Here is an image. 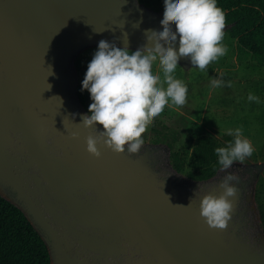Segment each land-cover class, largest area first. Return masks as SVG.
<instances>
[{
  "label": "water",
  "instance_id": "1",
  "mask_svg": "<svg viewBox=\"0 0 264 264\" xmlns=\"http://www.w3.org/2000/svg\"><path fill=\"white\" fill-rule=\"evenodd\" d=\"M162 19L139 0H0V195L39 232L50 264H264V232L242 228L240 186L228 227L214 229L195 191L160 174V143L86 151L94 132L80 124L76 56L100 40L137 50Z\"/></svg>",
  "mask_w": 264,
  "mask_h": 264
},
{
  "label": "clouds",
  "instance_id": "2",
  "mask_svg": "<svg viewBox=\"0 0 264 264\" xmlns=\"http://www.w3.org/2000/svg\"><path fill=\"white\" fill-rule=\"evenodd\" d=\"M163 9L162 31L146 30L144 46L130 51L127 42L125 47H117L100 40L87 65L81 91L87 90L92 102L88 113L81 115L80 124L93 128L94 134L85 138V144L86 151L94 157L101 155L98 145L117 154L125 149L129 155L138 154L144 145L143 134L165 106L186 103L187 86L174 76L178 60L187 57L193 67L203 71L227 52L222 43L225 13L217 6V0H163ZM148 44L151 47H146ZM155 62L162 69L163 79L152 71ZM221 84L220 80L212 81L213 87ZM247 98L259 103V97L253 93ZM96 125L103 130L98 131ZM228 135L235 137L234 142L215 149L221 171L230 169L236 161L243 162L254 152L242 127L228 129ZM239 179L234 173L225 174L218 182L223 190L219 196L204 192L201 197L197 190L194 192L199 197V214L210 228L228 227L235 211L228 198L236 196L235 182ZM192 202L191 198L189 204Z\"/></svg>",
  "mask_w": 264,
  "mask_h": 264
},
{
  "label": "rangeland",
  "instance_id": "3",
  "mask_svg": "<svg viewBox=\"0 0 264 264\" xmlns=\"http://www.w3.org/2000/svg\"><path fill=\"white\" fill-rule=\"evenodd\" d=\"M143 3L153 10H164L163 0H143ZM222 43L227 48L226 54L210 63L203 71L193 66L185 69L178 63L174 76L187 86L186 103L179 107L171 104L165 106L161 114L173 118L182 127L180 137L175 138L169 134L164 140L155 141L159 136L152 129V122L142 136L144 143H160L163 147L167 146L169 153L168 144L174 149L180 148L188 135L205 132L221 139L223 134H228V129L242 127L244 138L249 139L254 148L253 154L243 162L264 161V66L247 52L238 51L237 40L227 33H224ZM96 50L97 46H91L76 56L74 65L78 83H82L87 65ZM152 71L163 79L158 62L153 64ZM213 80L222 81L221 86L213 87ZM249 93L259 97V103L249 101ZM163 147V158L166 160ZM165 168L168 169L167 166ZM186 170L179 174L185 179ZM255 189L257 205H264V169Z\"/></svg>",
  "mask_w": 264,
  "mask_h": 264
},
{
  "label": "trees",
  "instance_id": "4",
  "mask_svg": "<svg viewBox=\"0 0 264 264\" xmlns=\"http://www.w3.org/2000/svg\"><path fill=\"white\" fill-rule=\"evenodd\" d=\"M217 6L225 13L226 24L229 25L224 33L237 40L238 51L247 52L264 66V0H217ZM76 92L80 104L88 113V106L92 102L90 94L87 90L81 91V83H78ZM152 129L159 136L155 141H162L169 134L179 138L182 133V127L166 114L154 118ZM234 139L228 134H223L219 139L205 132L188 135L180 148L174 149L168 144L171 164L177 172L187 168L186 175L191 179H208L222 166L215 149L228 146ZM258 210L264 230V205L260 204ZM0 264H50L48 248L39 232L22 209L2 195Z\"/></svg>",
  "mask_w": 264,
  "mask_h": 264
},
{
  "label": "flooded vegetation",
  "instance_id": "5",
  "mask_svg": "<svg viewBox=\"0 0 264 264\" xmlns=\"http://www.w3.org/2000/svg\"><path fill=\"white\" fill-rule=\"evenodd\" d=\"M162 147L163 146L161 145V147L156 151V157L158 158L157 168L160 174L163 177L176 181V183L186 182L187 186L190 187L192 191H205L210 186L218 185V182L228 172L239 176L240 179L235 182V184L240 186L242 190V195L239 198V209L242 211L240 217L243 222L242 228L244 234L250 235L253 239H257L259 235L264 232L260 224L255 189L263 170L258 173V166L254 164L255 162L245 163L236 161L233 163L232 167L226 171H221L222 166H220L216 173L208 179L194 180L189 177L185 179L182 175H179L181 172H177L173 168L169 153L167 152L168 148L165 149L163 147L166 151V160L163 158ZM165 166H167L168 169L165 168Z\"/></svg>",
  "mask_w": 264,
  "mask_h": 264
}]
</instances>
